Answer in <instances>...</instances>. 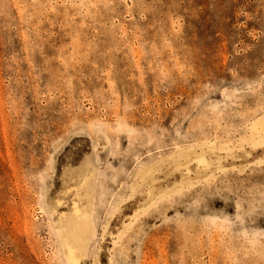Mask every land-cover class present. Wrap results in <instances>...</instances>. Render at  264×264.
I'll return each instance as SVG.
<instances>
[{
    "label": "rangeland",
    "instance_id": "374dc122",
    "mask_svg": "<svg viewBox=\"0 0 264 264\" xmlns=\"http://www.w3.org/2000/svg\"><path fill=\"white\" fill-rule=\"evenodd\" d=\"M0 264H264V0H0Z\"/></svg>",
    "mask_w": 264,
    "mask_h": 264
}]
</instances>
